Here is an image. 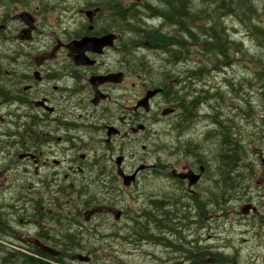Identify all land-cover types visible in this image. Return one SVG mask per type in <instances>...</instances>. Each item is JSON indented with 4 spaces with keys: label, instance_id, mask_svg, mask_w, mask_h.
<instances>
[{
    "label": "rangeland",
    "instance_id": "1",
    "mask_svg": "<svg viewBox=\"0 0 264 264\" xmlns=\"http://www.w3.org/2000/svg\"><path fill=\"white\" fill-rule=\"evenodd\" d=\"M3 1L7 3L9 14L7 17H18L22 12H29L33 17H37L39 27L32 44L41 48L31 53V57H34L32 61L35 62V58L41 57L43 51L42 60L49 58L51 48L43 47L50 40L53 41L52 37L62 38L63 31L70 33L79 31L81 17H85L82 11L95 8L94 3L99 0H21L17 3L11 0ZM119 1L125 6H130L134 2L140 4L145 0ZM249 1L253 4L249 11L235 10L231 14H225L227 11L224 10L225 13L220 17H212L211 21L200 20L192 25L191 30L195 33L193 37L184 35L187 54L185 58L177 61L170 60L169 54L163 49H150L139 43L134 46V42L139 41L133 29L136 26L164 27L163 32L166 30L175 34V26L162 21L161 18L149 17L140 7L136 10L138 15L128 17L130 27L125 31L124 21H120V25L116 17L109 16V12L102 9L101 15L94 14V17H106L102 21L107 24L114 21L121 26L124 68L135 71L136 91L144 93L145 86L150 84L163 87L164 95L152 101L153 108H156V104L162 105V102H170L173 99L178 103L174 97L179 98L183 105L191 103L192 99L197 97L200 121L197 122L193 116H183L180 109H177L176 115L162 117L159 121L153 119L155 112L149 117H144L141 124L145 125L146 131L140 134L135 150L140 153L139 160L142 164L156 166L154 171L143 172L137 185L132 188L121 189L118 193L113 192L106 175L96 176L94 171L80 173L76 170L75 174H70L68 180L62 181L68 185L76 179L74 183L76 190H79L82 186H87V181L96 179L92 186L95 189L89 188L88 196L78 193L82 196L71 198L61 195L57 198L60 204L68 205L71 213H75L77 217L78 223L73 229L76 244L80 248L77 254L89 256L93 260L86 263L73 259L69 260L68 264H183L175 249H180L181 245L184 249L187 248L184 243L191 240L198 241L200 247L214 246L215 251L225 257L220 263L205 262L206 259H214V255L208 257L205 255L204 261L195 264L264 263L261 259L264 256V220L249 216L245 218V222L240 221L243 206L252 204L263 208L264 205V195L261 196L264 191V119L260 116L264 104L261 96L259 97L254 79L258 65L253 58L257 56L264 58V40L256 38L253 27L257 25L264 29V0ZM154 3L157 4L156 1ZM191 6L193 11L206 10L210 14L213 13V5L207 3L193 2ZM3 9L4 7L0 5V13ZM244 12L248 13V16ZM11 25L13 30L18 28L17 22H12ZM202 25L209 26H205L204 30L199 27ZM213 25L219 30L221 28L222 42L228 45L234 41L239 44L236 47L232 43V48L227 50L229 54L227 59L221 52L209 51L203 45L204 39L210 35L207 29ZM180 37L183 38V35ZM134 39L136 41L132 42ZM171 48L167 49L178 50L176 47ZM198 69H202V72H198ZM132 81L130 79L125 83L128 86ZM172 90L175 94L170 93ZM249 105L252 108H249ZM187 112L190 115L191 112H196V108L194 110V107H188ZM222 128L225 129L230 142L226 140L224 132H221ZM91 141L89 146L94 149H89V158L110 156V152L102 150V146H97L93 138ZM78 143L81 146L85 145V141L81 139ZM235 144L240 148L239 161L235 163L230 158L231 162L227 163L229 166L222 167V158L233 154ZM144 146L145 150H142ZM227 159L225 158L226 161ZM138 162L130 161L128 158L126 163L132 167L138 165ZM76 166L78 164L73 165L75 168ZM82 166L85 167V164ZM193 166L195 173H199L200 166L205 167V171L198 184L192 188L193 192H190L186 183L170 175V169L181 173ZM63 170L67 171V168ZM237 173L239 177L233 179ZM224 182L232 183L233 186L228 187L225 184L223 186ZM223 196H226V200L234 201L222 203ZM155 200L163 202L159 210L153 205ZM44 201L45 204L48 201L46 195ZM218 203L220 204L216 205ZM199 207L204 211L202 217L198 212ZM261 208L260 215L263 216L264 209ZM147 211L151 212L152 220L148 221L145 218L144 214ZM117 212L121 213L119 219L114 215ZM198 220L204 221L203 230H199L198 225L194 224ZM153 223H162L159 224L162 230L167 223L171 227L178 226L176 232L181 233L182 241L171 235H165L168 236L165 238L159 231L155 245L151 237L146 238L144 233L139 232L145 229L143 226L146 225L150 226L148 230L151 233ZM14 227L18 235L14 236L12 241L19 246L17 244L22 242L19 234L21 225L17 220ZM34 231L31 230L30 234ZM257 233H260L259 236ZM170 241L174 247L172 250L169 246ZM6 253L0 248V264H22L20 260L12 258L9 261L3 260ZM185 264H192V261H186Z\"/></svg>",
    "mask_w": 264,
    "mask_h": 264
},
{
    "label": "flooded vegetation",
    "instance_id": "2",
    "mask_svg": "<svg viewBox=\"0 0 264 264\" xmlns=\"http://www.w3.org/2000/svg\"><path fill=\"white\" fill-rule=\"evenodd\" d=\"M6 4L0 0V5L4 7L0 13V243L7 244L18 235L14 227L17 220L21 225L19 234L22 242L27 247L30 243L37 247L36 250L34 246L29 249L33 255L65 260L71 256V252H76L67 238V235H72L76 216L71 213L68 205L56 207V199L61 195L73 198L80 193L88 196L89 188L95 189L92 186L96 179L87 181V186L79 190H76L74 183L76 179L68 185L63 182L77 170L80 173L94 171L96 176L105 174L111 190L116 193L136 186L140 175L154 171L155 164L137 171L129 186H124L119 170L133 174L140 165H144L139 160L140 153L135 150L140 134L146 131V127H140L142 119L155 112L153 119L159 121L162 117L176 115L177 109L173 102L165 101L153 108L152 101L160 97V94L150 100L151 108L148 112H143L138 105L144 93L136 91L135 71L124 68L123 35L117 22L107 24L102 21L106 17H92V21L88 22V17H81L79 31H63L62 38L52 37L53 41L50 40L43 47L51 48L49 58L42 60L43 51V55L33 62L31 53L41 48L32 44L39 27L38 19L33 17V24L28 29L22 17H7ZM12 22H17V29H12ZM115 26L117 31H114ZM109 33L117 35L113 45L103 47L100 53L88 51L87 48L84 52L85 65L73 62L72 55L75 53L68 48V43L83 37L100 38ZM119 73L121 81L113 80L96 86L90 82L92 77L108 74H116L115 79H118ZM130 79L133 81L128 85L129 88L125 82ZM164 90L161 95H164ZM96 98L99 99L97 102ZM130 102L132 104H128ZM186 106L194 107V110L196 108V112L189 115ZM165 107L173 108L174 112L162 116L160 112ZM199 107L196 97L191 103H185L181 112L183 116H193L199 122ZM92 138L97 146H102V150L110 152L109 157L105 154L102 157H88L89 149H94L89 146ZM79 139L84 140L85 145L81 146ZM142 150H145V146ZM118 157L122 159L117 160ZM128 158L130 161H139L138 165L128 166ZM74 164L78 166L75 168ZM84 164L85 167L82 166ZM66 168L67 171H64ZM173 170L170 169V175ZM186 170L195 171L194 166ZM261 194L263 196L264 191ZM45 195L48 198L46 204ZM30 197H38L41 204L39 208L36 207V200H30ZM223 200H226L225 197ZM227 201L230 203L234 199ZM46 205H52L54 209L46 208ZM260 208L253 205L246 213H242L240 221L245 222L249 216L264 220ZM261 209H264V205ZM198 210L202 217L204 211L201 207ZM42 211L47 213V218L39 217ZM56 219H59L63 227L55 224ZM203 223L200 220L194 222L199 230L205 228ZM153 225L151 236L155 245L159 231L161 236L171 235L182 241L181 233L176 232L178 226L171 227L167 223L162 230L159 224ZM31 230L35 231L30 234ZM170 242L172 250L174 247ZM184 245L187 248L181 245L180 249H175L183 264L186 261L200 263L205 260V255L216 257L214 246L200 247L196 240L185 242ZM261 259L264 260V256ZM207 260L212 262L214 259Z\"/></svg>",
    "mask_w": 264,
    "mask_h": 264
},
{
    "label": "trees",
    "instance_id": "3",
    "mask_svg": "<svg viewBox=\"0 0 264 264\" xmlns=\"http://www.w3.org/2000/svg\"><path fill=\"white\" fill-rule=\"evenodd\" d=\"M11 1L13 3L21 2V0H11ZM154 1H156L157 4H155ZM160 1L161 2L163 1V3H161ZM199 1L204 4L207 3L209 5H213L212 7L213 13L210 14L206 10L193 11L191 3L194 2L195 4H197ZM94 5L96 7H100L101 10L103 9L102 11L109 12L110 13L109 16L116 17L117 21H120V20L124 21L125 31L129 30L128 28L130 27L128 17H135L136 15H138L136 14V10L140 9V7L141 9H143V11L148 13L149 17L151 16L153 18L159 17L161 18L162 21L167 22L168 24L172 26H175V31H176L175 34H171L170 32H167L166 30L163 32L162 29H164V27L144 28V27L136 26L134 27L135 29L133 28L135 33L137 32V35L139 37V41H137L139 44H143L145 46H148L154 49H158V48L163 49L164 52L169 54L170 60H173V61L181 60V58L183 57L185 58L187 54L186 53L187 50H186V46L184 43V39H185L184 35L188 34L190 37H193L191 28H192V25H194L195 23L199 22L200 20L211 21L212 17H220L221 15L225 13L224 10L227 11L225 14H231L235 10L246 9L247 11H249L251 8H253V4H251L249 0H145L143 3H140V4L134 2L130 6H125L119 0H106V1L99 0L97 3H94ZM137 5H142V6H137ZM101 14L102 12H100L98 15H101ZM247 14L248 13H245L246 16H248ZM205 26H209V25H202L199 27L204 28L205 30L206 28ZM253 27L255 30L256 38L264 40V29L260 28L257 25H253ZM115 29H116V26H115ZM207 31H210V35L204 39V43H203L204 47L209 49V51L215 50L217 51V53L218 51L221 52L225 59L229 57L227 50L232 48V43L235 44L236 47L239 46V44H236L234 41L230 42L228 45L225 44V42H222L220 40V37L223 36L222 35L223 33L221 32V28L220 30L217 29L216 25H213L212 27L207 29ZM180 35H183V38L180 37ZM134 41H136V39L132 40V42ZM137 42H134V44L135 43L137 44ZM136 44L134 46H137ZM169 47H172V48L176 47L178 48V50L173 51L172 48H171L172 50H169L167 49ZM253 58H254L255 63L258 65V69L254 73V79L256 80L259 97L261 96L263 100V104H264V58L261 56H257ZM198 72H202V69H198ZM170 93L175 94L173 90ZM174 98L178 102L177 103L178 107L182 108L183 107L182 101L179 98H176V97ZM249 108H252L251 105H249ZM261 110L262 111H261L260 116L262 119H264V112H263L264 105ZM215 122L219 124L217 120H215ZM222 129L225 134L226 140L230 142L229 137L226 136L225 129L224 128ZM239 149H240L239 145H237L236 147V144H235L233 154L231 156H224L222 160L220 159L222 161L221 163L222 167L227 168V166H229V164L227 163L231 162L230 158H232L235 163L239 161V157H238ZM188 152L190 153V151ZM225 158H228L227 161L225 160ZM237 177H239L238 173L233 177V179ZM228 178L230 179V177ZM228 178L227 180H229ZM222 184L223 185L225 184L228 187H231L232 185V183L229 184L226 182ZM162 203L163 202L161 201L155 200L153 202V205L157 206L155 208L159 210V208H162L161 206ZM199 206L202 207L203 205H199ZM144 215L147 220H152V218L150 217L151 212L147 211L145 212ZM162 215L163 217L165 216V214H162ZM143 227H146V228L139 230V232L144 233L146 238H150L151 233L149 232L148 227L146 225ZM12 257H13L12 260L19 259L17 255H13ZM12 257L11 255H9L7 260H9ZM22 257H23L22 264H51L45 260L46 258L37 259V258L27 256V255L22 256Z\"/></svg>",
    "mask_w": 264,
    "mask_h": 264
},
{
    "label": "water",
    "instance_id": "4",
    "mask_svg": "<svg viewBox=\"0 0 264 264\" xmlns=\"http://www.w3.org/2000/svg\"><path fill=\"white\" fill-rule=\"evenodd\" d=\"M95 12H97V10H95V11L86 10L84 13L91 20V17H94ZM20 17L23 18L24 23H26L28 26L32 25L33 19L31 18L32 16L30 15V13L24 12V13L20 14ZM114 39H115L114 34H107V35H104L100 38L88 37V39H87L85 37V38H82L81 40L72 41L70 44H68V47L70 50H72V52L75 53L74 56L72 55V59H73L74 63L76 65H85L86 64V57L84 55V52L86 51L87 48H88V51H92L94 53H100L102 51L103 47L111 46L113 44ZM88 62L92 63V61H88ZM115 77L116 76L112 75V74L108 75V76H95V77H92L90 79V82H91V84L96 86L98 84L108 82V81H113V80L121 81V78H122L121 75H120V77H118V79H115ZM160 91H161L160 89H154V90L148 91L146 93V96L139 102V105L144 107L146 110H148V100L150 98H152L153 96H155ZM170 112H171L170 109H165V110H163L162 114L166 115ZM142 128H143V126H141V129ZM142 168L143 167H141V169ZM201 171H203V167H201ZM119 173H120V175L123 176L125 185H129L130 181L133 180L134 175L127 176V175L123 174L122 171ZM263 175H264V172H263ZM177 177L182 179V180L187 179L189 186H192L198 182V180L200 178V174L196 175L193 172H188V173L177 174ZM243 210H245V209H243Z\"/></svg>",
    "mask_w": 264,
    "mask_h": 264
},
{
    "label": "bare ground",
    "instance_id": "5",
    "mask_svg": "<svg viewBox=\"0 0 264 264\" xmlns=\"http://www.w3.org/2000/svg\"><path fill=\"white\" fill-rule=\"evenodd\" d=\"M102 1H104V0H102ZM106 1V0H105ZM103 3H105V2H103ZM140 17V16H139ZM123 19V18H122ZM139 21V20H138ZM137 21V22H138ZM141 22V21H140ZM142 23V22H141ZM145 23V22H144ZM145 28V27H144ZM148 28V27H147ZM135 29V28H134ZM130 32H133V31H130ZM137 33V32H136ZM192 33H194L193 31H192ZM195 34V33H194ZM132 38H133V36H132ZM137 38V37H136ZM136 44V43H135ZM137 44H138V42H137ZM136 44V45H137ZM144 46V45H143ZM156 48V47H155ZM151 49V48H150ZM159 49V48H158ZM201 52V51H200ZM164 53V52H163ZM182 53V52H181ZM184 56V55H183ZM220 59V58H219ZM130 64V63H129ZM131 66V65H130ZM131 68V67H130ZM187 71V70H186ZM168 90V89H167ZM261 111V110H260ZM264 112V111H263ZM221 128V127H220ZM214 132V131H213ZM222 132H223V130H222ZM217 133V132H216ZM252 141V140H251ZM250 144H251V142L250 141H248ZM226 146V145H225ZM245 148V147H244ZM224 149V148H223ZM244 150V149H243ZM242 155H243V153H242ZM233 157V156H232ZM242 158H243V156H242ZM241 159V158H240ZM229 168V167H228ZM237 168V167H236ZM241 168V167H240ZM232 174V173H231ZM244 175V174H243ZM213 177V176H212ZM236 179V178H235ZM240 179V178H239ZM244 180V179H243ZM220 181V180H219ZM225 181V180H224ZM213 182V181H212ZM222 182V181H221ZM235 182V181H234ZM243 182V181H242ZM219 183V182H218ZM213 184V183H212ZM243 184V183H242ZM241 184V185H242ZM224 186V185H223ZM213 188V187H212ZM224 188V187H223ZM222 190V189H221ZM226 190V189H225ZM242 190H243V187H242ZM180 197V196H179ZM224 197V196H223ZM226 197V196H225ZM175 198H176V196H175ZM175 200H177V199H175ZM178 202H180V200L178 201ZM185 202V201H184ZM149 221V220H148ZM150 227V226H149ZM148 227V228H149ZM151 231V230H150ZM80 240H81V237H80ZM169 243V242H168ZM167 244V243H166ZM13 258V257H12ZM31 259V258H30ZM9 261V260H8ZM3 262V261H2ZM11 262V261H10ZM5 263V262H4Z\"/></svg>",
    "mask_w": 264,
    "mask_h": 264
}]
</instances>
